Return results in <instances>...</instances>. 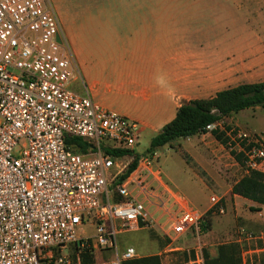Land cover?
<instances>
[{"label": "built area", "instance_id": "2783aa9c", "mask_svg": "<svg viewBox=\"0 0 264 264\" xmlns=\"http://www.w3.org/2000/svg\"><path fill=\"white\" fill-rule=\"evenodd\" d=\"M77 68L47 0H0V264H124L140 253L120 234L160 225L177 249L207 211L226 213L217 194L201 211L169 186L158 151L136 150L140 122L71 88ZM236 138L247 168L264 171V139ZM245 254L264 257V245Z\"/></svg>", "mask_w": 264, "mask_h": 264}, {"label": "crops", "instance_id": "0c3cea01", "mask_svg": "<svg viewBox=\"0 0 264 264\" xmlns=\"http://www.w3.org/2000/svg\"><path fill=\"white\" fill-rule=\"evenodd\" d=\"M209 1L212 4L206 0H108L92 8L96 13L84 8L81 14L60 16L62 35L78 67L71 88L82 95L90 93L103 107L137 120L143 131L158 133L183 102L210 98L237 86L222 85L229 76L241 83L264 81V15L260 12L264 4ZM244 10L250 16L245 17ZM233 195L258 207L254 220L264 225V205ZM211 213L216 211H207L204 222L208 215L211 224ZM208 230L202 229L201 236ZM247 230L238 227L228 238L233 242L220 245H238L241 264H264V257L246 260L245 254L264 245V231L246 237L257 242L244 248ZM220 245L205 250L209 260L216 258Z\"/></svg>", "mask_w": 264, "mask_h": 264}, {"label": "rangeland", "instance_id": "374dc122", "mask_svg": "<svg viewBox=\"0 0 264 264\" xmlns=\"http://www.w3.org/2000/svg\"><path fill=\"white\" fill-rule=\"evenodd\" d=\"M47 1L61 18L67 12L73 15L81 14L84 8L92 11L95 6H100V1L104 4L108 3V0ZM259 1L261 5L264 4V0ZM206 3L212 4L209 0H206ZM92 12L96 13V9ZM211 12L210 16H214L215 12L210 9ZM244 12L245 17L250 16V11L244 10ZM260 12L264 15L263 7ZM68 44L70 46V43ZM241 82L243 81L229 76L227 82L222 85H239ZM141 128V137L136 150L143 153L148 151L151 140L157 133L153 129L143 131L142 124ZM218 128L226 132V144L221 143L211 132H208L188 138H177L156 150L160 155L159 164L169 186L185 195L191 204L201 211L210 207V196L217 194L223 198L227 207L226 214L211 213V229L202 236L193 233L184 235L173 244L177 249L171 248L170 240L165 235L166 230L160 225L120 234L121 248L132 245L138 250L140 257L159 255L163 264H190V261L201 253L207 261L206 249L215 250L222 243L233 242L228 238L235 235L238 227L248 228V234L264 231V225L254 220L253 215H256L258 207L234 197L232 193V186L249 170L244 155L242 161H238L233 155V150L237 153L242 152L237 145L236 134L242 130L264 139V107L259 105L226 116L219 121ZM249 214L252 215V219H248ZM262 214L264 215V209ZM93 231L91 228L89 233ZM81 232H84V229L80 228L79 233ZM246 235L243 236V247L254 246L257 241L247 240Z\"/></svg>", "mask_w": 264, "mask_h": 264}, {"label": "trees", "instance_id": "16d2710c", "mask_svg": "<svg viewBox=\"0 0 264 264\" xmlns=\"http://www.w3.org/2000/svg\"><path fill=\"white\" fill-rule=\"evenodd\" d=\"M264 107V81L255 83H241L235 87L220 90L210 98H197L183 102L176 116L166 123L160 132L151 140L148 151H155L177 138H188L195 135L211 132L221 143H227L224 130L209 129L212 124L218 123L222 118L238 113L248 108ZM80 151H87L89 143L79 138L75 139ZM238 161H242L243 152L232 151ZM118 150L116 154H121ZM245 159V155H244ZM137 165L135 159L129 166L125 178ZM232 193L248 198L264 205V171L249 170L232 186ZM208 215L202 224L203 231L209 228ZM88 258L87 260H89ZM239 246L236 244H223L218 247L216 258L208 259L207 264H241ZM124 264H163L162 257L150 255L127 260Z\"/></svg>", "mask_w": 264, "mask_h": 264}, {"label": "water", "instance_id": "95a60500", "mask_svg": "<svg viewBox=\"0 0 264 264\" xmlns=\"http://www.w3.org/2000/svg\"><path fill=\"white\" fill-rule=\"evenodd\" d=\"M60 41H61V39H60Z\"/></svg>", "mask_w": 264, "mask_h": 264}]
</instances>
